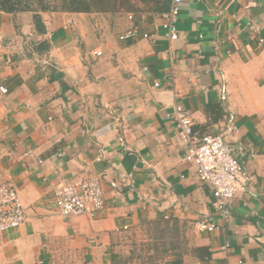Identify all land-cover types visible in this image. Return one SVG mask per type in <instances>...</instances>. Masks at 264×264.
I'll return each instance as SVG.
<instances>
[{
	"label": "crops",
	"instance_id": "1",
	"mask_svg": "<svg viewBox=\"0 0 264 264\" xmlns=\"http://www.w3.org/2000/svg\"><path fill=\"white\" fill-rule=\"evenodd\" d=\"M162 16L0 11V187L15 185L27 218L0 233V264H112L119 237L156 220L209 253L183 264H264V0H184L173 42ZM136 25L152 38L120 40ZM176 105L244 149L228 220L185 160ZM93 175L106 211L64 220L54 191Z\"/></svg>",
	"mask_w": 264,
	"mask_h": 264
},
{
	"label": "built area",
	"instance_id": "2",
	"mask_svg": "<svg viewBox=\"0 0 264 264\" xmlns=\"http://www.w3.org/2000/svg\"><path fill=\"white\" fill-rule=\"evenodd\" d=\"M184 0H172L169 11L163 14L161 28L167 41H177L180 37L176 26ZM131 20L133 15H129ZM75 24V23H74ZM150 39L152 35L134 26L120 35V40L137 38ZM95 56L102 52H94ZM160 84L156 83V87ZM6 94L8 90L0 87ZM175 124L179 145L185 149V160L197 167V175L202 184L207 186L214 198V206L221 219L231 217L230 203L239 192V181L244 175L241 161L244 155L242 147L237 148L226 138V134H211L196 128L192 112L181 105H176L169 118ZM238 131L235 123H231L229 134ZM120 144L124 146L123 140ZM130 176L123 174V180ZM113 186H118L113 183ZM54 205L64 220L75 217L96 218L106 211V199L100 176L79 178L70 185H60L53 193ZM24 206L19 198L15 185L11 182L0 187V233L20 229L26 222ZM199 232H213L218 226L208 220L197 221Z\"/></svg>",
	"mask_w": 264,
	"mask_h": 264
},
{
	"label": "rangeland",
	"instance_id": "3",
	"mask_svg": "<svg viewBox=\"0 0 264 264\" xmlns=\"http://www.w3.org/2000/svg\"><path fill=\"white\" fill-rule=\"evenodd\" d=\"M20 1L22 7L27 3L26 0ZM41 5H49L50 8L42 11L39 9ZM63 5L61 0H43V2L36 0L30 13L38 15L41 13H70L63 8ZM131 5L133 7L131 10L86 14L113 19L120 15L147 14L155 7L153 4L141 0H132ZM19 12L22 13L23 10ZM191 232V229L170 220H156L141 224L136 229L119 237L113 248V254L118 259L116 264H171L178 259L180 253L187 252L190 255L195 248V239Z\"/></svg>",
	"mask_w": 264,
	"mask_h": 264
},
{
	"label": "trees",
	"instance_id": "4",
	"mask_svg": "<svg viewBox=\"0 0 264 264\" xmlns=\"http://www.w3.org/2000/svg\"><path fill=\"white\" fill-rule=\"evenodd\" d=\"M27 3L22 7L20 0H0V11L5 13H20V10L23 12H31L30 10L34 8L32 5L36 0H26ZM43 2V0H38ZM63 8L70 13H110L118 12V10H131L133 7L131 5L132 0H61ZM143 2H148L153 4L155 7L152 11H149L148 14L151 15H163L169 11L170 4L172 0H141ZM49 5H41L40 10H48ZM113 250L110 253V261L112 264H116L117 257L113 254ZM190 255L198 258L199 260H205L209 258V253L205 248H194ZM188 255L187 252H182L178 255V259L171 264H183L184 258Z\"/></svg>",
	"mask_w": 264,
	"mask_h": 264
}]
</instances>
